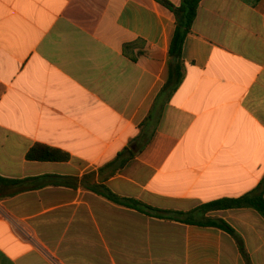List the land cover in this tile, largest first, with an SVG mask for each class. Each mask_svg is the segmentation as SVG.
I'll return each mask as SVG.
<instances>
[{
	"label": "crops",
	"instance_id": "0c3cea01",
	"mask_svg": "<svg viewBox=\"0 0 264 264\" xmlns=\"http://www.w3.org/2000/svg\"><path fill=\"white\" fill-rule=\"evenodd\" d=\"M175 27L156 0H0V177L19 181L0 184V264H264L253 209L208 215L245 258L89 189L190 212L264 180V0H202L168 96ZM37 144L70 160H27Z\"/></svg>",
	"mask_w": 264,
	"mask_h": 264
},
{
	"label": "trees",
	"instance_id": "16d2710c",
	"mask_svg": "<svg viewBox=\"0 0 264 264\" xmlns=\"http://www.w3.org/2000/svg\"><path fill=\"white\" fill-rule=\"evenodd\" d=\"M156 1L171 11L175 16L176 27L169 48L168 79L163 89V92L167 93L168 96H171L175 91H177L185 75V65L182 58L183 46L187 36L192 31V27L195 19L197 18L199 6L202 0H181L180 5L178 6L169 0ZM146 143H144V145H146ZM130 153L131 155L123 159L112 174H115L126 165L127 161L132 157L133 152ZM123 156L124 154H120L118 160L109 165L113 166L117 164L119 159ZM26 159L38 162H67L70 160V156L61 150L37 144L28 151ZM18 182L19 181L17 180H8L0 177V184L2 185H15ZM65 184L67 183L65 182ZM89 189L95 191L115 204L135 209L152 217L192 225L214 227L223 230L235 238L238 247L245 258H247L245 245L233 227L221 218L211 217L208 215L216 211L250 208L257 211L264 218V180L257 188L243 196L212 201L210 203L203 204L190 212L160 210L135 199L122 198L113 193L104 184H96L93 187H89Z\"/></svg>",
	"mask_w": 264,
	"mask_h": 264
}]
</instances>
